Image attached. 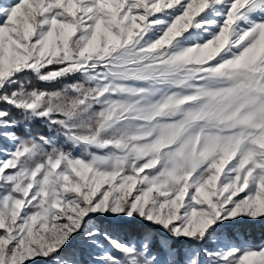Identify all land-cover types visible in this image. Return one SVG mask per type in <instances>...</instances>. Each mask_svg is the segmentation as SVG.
I'll list each match as a JSON object with an SVG mask.
<instances>
[{"label": "snow or ice", "instance_id": "6c2138e0", "mask_svg": "<svg viewBox=\"0 0 264 264\" xmlns=\"http://www.w3.org/2000/svg\"><path fill=\"white\" fill-rule=\"evenodd\" d=\"M0 264H264V0H0Z\"/></svg>", "mask_w": 264, "mask_h": 264}, {"label": "trees", "instance_id": "16d2710c", "mask_svg": "<svg viewBox=\"0 0 264 264\" xmlns=\"http://www.w3.org/2000/svg\"><path fill=\"white\" fill-rule=\"evenodd\" d=\"M249 231L251 232L252 230L249 229ZM256 235H257V236H260V235H261V231H260L259 227H257Z\"/></svg>", "mask_w": 264, "mask_h": 264}]
</instances>
